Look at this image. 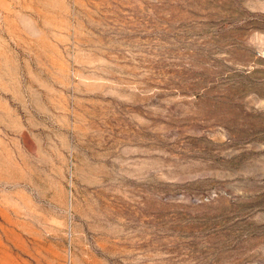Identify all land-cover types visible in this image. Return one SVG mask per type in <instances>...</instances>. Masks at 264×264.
Wrapping results in <instances>:
<instances>
[{
	"label": "rangeland",
	"instance_id": "374dc122",
	"mask_svg": "<svg viewBox=\"0 0 264 264\" xmlns=\"http://www.w3.org/2000/svg\"><path fill=\"white\" fill-rule=\"evenodd\" d=\"M0 264H264V0H0Z\"/></svg>",
	"mask_w": 264,
	"mask_h": 264
}]
</instances>
